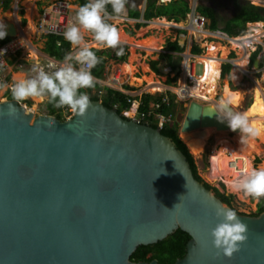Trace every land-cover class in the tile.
Returning <instances> with one entry per match:
<instances>
[{"label": "water", "instance_id": "95a60500", "mask_svg": "<svg viewBox=\"0 0 264 264\" xmlns=\"http://www.w3.org/2000/svg\"><path fill=\"white\" fill-rule=\"evenodd\" d=\"M5 26L15 38V24ZM88 97L86 114L66 120L0 101V264H159L131 255L178 229L191 239L175 264H264V212H237L248 240L231 259L218 257L210 231L217 207H231L195 178L159 127ZM217 102L192 100L181 131L229 129L212 113ZM180 138L194 155L196 144Z\"/></svg>", "mask_w": 264, "mask_h": 264}, {"label": "rangeland", "instance_id": "374dc122", "mask_svg": "<svg viewBox=\"0 0 264 264\" xmlns=\"http://www.w3.org/2000/svg\"><path fill=\"white\" fill-rule=\"evenodd\" d=\"M33 5L34 9V16L32 19V26H33V33L30 35V37H25L24 33L21 31L23 30L29 23L28 14L26 12V7L28 3ZM191 7H195L196 5H200V0H188ZM66 4L67 9L61 10L60 5ZM147 4V0H128V3L126 4V7H133L137 9H143L145 8ZM246 4H251L260 8H264V2L263 1H248ZM205 5H209L208 3H205ZM81 6L79 0H13V2L10 5L9 10L3 11L1 5H0V23H3L4 25L7 22L14 23L17 28V36L12 39L10 42L11 46V53L8 57L9 60L16 57L17 52L19 53L18 60H23L25 64H19L16 63L14 65L9 64V69L4 74V77H7L6 81L8 82L7 85L10 86L18 81L16 80L17 75H21V79L28 78L29 76L33 75L31 72V69L33 66H37L39 68H43L45 71L51 73L52 71L57 70L59 67L63 66L64 62L60 63L56 60L50 58L48 55L42 52L43 47H45V32L49 30L50 26H63L64 30L71 25L76 24V14L78 8ZM20 9H22L23 13H20ZM221 10H217L216 13L220 16L222 20H227L231 16L234 15L235 12L231 11L230 9V3L228 0L225 2V5L220 8ZM23 20L25 23L23 24ZM210 22V21H209ZM110 24H113L118 30H122L124 32L129 31L130 29H134V26L132 23H128L126 21H120L115 22L111 21ZM131 24V25H130ZM254 24V23H251ZM42 26V28H41ZM220 27H222V24L220 23ZM177 28L181 30H186L187 35H189V38L182 39L179 42L182 45H186V50L183 54H191V46L193 42H196V38L192 36L191 33V27H190V21L189 17L183 22H180L177 26ZM207 29L208 25L206 26ZM166 29H169V32H166L164 30V27L160 25H153L148 30H143L141 32H136L135 35L132 38H129V36H120L121 40L129 43L132 46V51L130 54H133V58L135 60L131 64L133 66V75H127V73L124 71L125 64H119L114 61H110L107 63L106 68L104 70V74L102 76V81L111 83L113 85H117L120 83L133 85L137 89L143 92H148L152 94H158L162 93L161 89H157L155 87V83H167V77L170 76V78H174L177 75L175 73H172L171 70L165 68L164 62L161 63L160 69L162 71V76H157L149 66L150 61L158 60L159 59V50L162 49V47L165 45V42L168 39L174 40V29L170 26H167ZM260 29L255 26H251L250 24L246 25V33L244 36L240 37H234V38H228L225 35L217 34V32H211L210 34H205L206 36L203 37L202 35L197 37V40L199 44V47L203 50L202 55H200L198 58L193 57L192 54L189 55L190 63L188 64V58L185 55L177 56L176 55V62L179 64V69H181L180 76L176 79L175 82L172 84H166L170 87H168V90H171L170 92H164L165 95L168 96H174L175 105L173 108L174 113V119L179 123V136L184 138V140L189 143L191 141H195L196 138H199L200 140H204L203 146H201L199 149L196 148L198 151L194 152V159L195 163L198 169V174L201 177L202 181L204 183H208L214 187H217L222 191V189L219 187V183L222 182L224 184V192L226 194L235 195V206L237 210L240 213H243L245 215H251L253 213H256L258 210V204L259 201H256L255 199H252L250 197H245L242 192L238 191L235 187V180L234 178L238 177L241 174L240 167L236 169H233V165H229V161L224 158V160L220 161V164L218 163L216 168L212 163L213 158V150L214 152L217 151L215 154V157L220 154V142L225 139V136L227 138L238 136L240 137V132H233L228 129L226 130H216L215 127H210L212 129V132L209 134H206L203 137H197L194 134L190 137H187L189 135V132L181 131V124L186 116L188 106L192 100H194L193 97H183L181 95H178L176 91L180 90L183 86V81L186 82L187 87H191L192 80L190 77L194 76V69H195V77H201L204 73V68L201 62H199L200 57L205 56L208 52V45L211 43L217 46H221L223 48H227L226 58H224L222 62L227 61V56L229 52L233 51L236 54V59L230 60V62H235L236 60L240 59V52L239 48H234V44H231L235 42V39H242L244 37H247L248 35H253L255 30ZM163 30L165 32H163ZM178 30V29H177ZM208 31V30H207ZM23 35V36H22ZM84 43L90 47V48H96V49H105L107 47L98 45L94 39L92 38L91 33H84ZM24 37V38H23ZM264 38V37H262ZM231 41V42H230ZM243 42V40L238 41V43ZM264 39H261V41L256 42L251 45V48L249 50V57H248V63H247V71L240 74V80L238 83H234L233 80V74L236 70L235 66H233V69H231L229 77L228 78H220L219 69L216 73V79H217V89L215 92V95L213 97L214 100H220L223 98V86L228 85L231 89L239 90L242 92V99L239 104L234 105L238 112L247 113L248 117H260L264 114V68L262 69H255L254 65L250 62L251 61V55L255 50L257 49V46L261 45L264 46ZM149 45H154V48H149ZM144 47V48H143ZM74 48L72 46V52H74ZM136 51V53H135ZM264 55V49L259 57ZM131 56V55H130ZM130 56L128 58V61H130ZM178 57H181V59H178ZM220 63V64H221ZM220 66V65H219ZM185 70V71H184ZM192 70V71H191ZM192 73V74H191ZM185 75L187 77H185ZM192 75V76H191ZM186 78V79H185ZM256 82H260L261 86L256 85ZM7 89H0V101L9 99L8 94L6 93ZM95 92V90H93ZM244 92V93H243ZM225 99V98H224ZM47 97H36V98H29L21 103L26 106V109L40 114H49L48 108H47ZM27 101H30V103H27ZM203 103H209L211 101L203 100L201 101ZM63 114L66 116V119L69 117H72V115H69L66 111L62 110ZM123 114H126L130 117H132L133 110L127 112H123ZM55 116V115H53ZM257 131L258 135L255 136V140L252 141V145L258 146V151L253 153L252 159L249 161L246 160V168L247 170H250L251 168H258L261 166H264V119H259L257 121ZM187 135L185 136L184 133ZM185 136V137H184ZM223 137V139H222ZM216 149V151H215ZM260 158L261 161L259 164H256L255 159ZM228 163V164H227ZM228 166L227 168L225 167ZM230 166V167H229ZM214 167V168H213ZM214 170V172H213ZM234 172V173H233ZM229 173V174H228ZM234 176V177H233ZM233 178V179H231ZM233 180V181H230ZM237 181V180H236ZM233 184V185H231ZM231 185V186H230Z\"/></svg>", "mask_w": 264, "mask_h": 264}, {"label": "clouds", "instance_id": "9594fccd", "mask_svg": "<svg viewBox=\"0 0 264 264\" xmlns=\"http://www.w3.org/2000/svg\"><path fill=\"white\" fill-rule=\"evenodd\" d=\"M127 3L128 0H87L77 10L76 24L68 26L63 33L64 39L75 51L67 54L63 66L51 73L33 66V75L10 86L13 99L19 103L29 98L47 97L49 103L55 107H67L72 113L84 116L90 101L88 95L80 90L94 87L95 78L91 69L100 62V58L84 43L83 34L91 33L98 45L118 49L116 55L122 56L124 48L121 46L119 31L107 19L109 16L119 17L125 11ZM109 5L111 13L107 10ZM6 35V26L0 23V40ZM8 87L7 84H0V89ZM230 104L231 98H222L212 113L216 114L219 122H226L231 131L239 130L240 143L244 144L249 138L257 136L258 131L250 124L247 113L233 111ZM16 111L14 105L8 106L9 114H15ZM235 187L245 197L256 201L264 198V166L243 174L235 181ZM215 214L219 222L210 231L212 246L217 250L218 257L222 254L223 257L231 259L247 242L248 226L233 209L217 207Z\"/></svg>", "mask_w": 264, "mask_h": 264}, {"label": "trees", "instance_id": "16d2710c", "mask_svg": "<svg viewBox=\"0 0 264 264\" xmlns=\"http://www.w3.org/2000/svg\"><path fill=\"white\" fill-rule=\"evenodd\" d=\"M12 2L13 0H0V5L3 11L9 10ZM79 2L82 6L83 4L87 3V0H79ZM159 2L160 0H147V9L144 13L145 20L150 21L155 18L166 17L169 21L179 23L181 21H185L188 14H190L191 12L188 0H172L168 4ZM107 10L109 13H111L112 9L110 5L108 6ZM197 12L210 20L209 29L211 31L219 30L230 38L244 36L246 33V25L248 23L264 22V8H260L251 4L237 6L234 15L227 20H222L221 18H219L220 16L216 13V11L211 8V6L205 4H200L197 8ZM20 13H23L22 9H20ZM129 15L130 18L141 19L142 12L137 9H133L132 11L130 10ZM24 23L25 21L23 20V24ZM220 23L222 24V27H220ZM143 27H147V23L139 22L135 24L136 30H140ZM182 32L185 33L184 30ZM128 34L134 35V32L129 30ZM45 39V47H43L42 52L48 55L50 58L56 60L57 62H64V57L67 54L72 53V45L67 40H65L63 36L47 34L45 35ZM11 41V38L5 37L4 39L0 40V45H6ZM121 46L124 48V54L122 56L116 55V51L118 49L91 48L96 53L97 57L100 58V62L91 69V73L95 79L101 78L108 62L114 61L116 63H124L128 61L129 46L126 44H121ZM185 49V46L180 45L178 39H176L175 41L168 40L163 48L162 53H160L159 55V60L151 61L149 63L151 70L157 76H162V71L159 68V65L161 61H165L168 63L171 72L174 73L177 69H179V64L178 62H176V56H174V53L182 54L185 52ZM262 51L263 47L261 45L257 46V49L251 55L250 62L252 64L260 56ZM202 53L203 50L197 44H194L192 48V54L202 55ZM18 56L19 53L17 52L16 57L11 59L9 63L11 65H14L16 63L25 64L23 60H18ZM235 58V52H230L228 55V60H233ZM178 59H181V57H178ZM231 68H233V65H231V63H221L220 78H228ZM262 68H264V57H262L260 64V69ZM179 76L180 73L174 78H170V76H168L167 83L172 84ZM126 87L132 88L128 85ZM93 90H95V92H93ZM99 90H102L100 94L98 93ZM80 91L89 95L93 100H101V102L109 108L116 107L118 112L122 114L124 111L129 110V108L131 107V102H129L128 100L129 95L114 88L103 86L99 82H94V87L92 88L81 89ZM6 93L8 94L9 99H13L10 88L7 89ZM164 96V94L144 93L142 96L144 103L141 105L140 110L142 112L148 110L149 103L152 100L161 101ZM174 96V94L173 96H169L170 103L163 105L164 111H173L175 105ZM27 103H30V101H27ZM46 104L49 114L55 115L61 120H66V116L63 114L61 108L55 107L52 103H49L48 100ZM147 123L151 124L154 127H159L158 123L155 121ZM161 132L164 135L169 136L176 143L177 147L185 153L189 160L195 178L200 182H203L198 174L194 156L179 136V123L176 121L173 124L164 126L161 128ZM255 161L256 164H259L261 159L256 158ZM204 185L207 189L212 190L215 196L218 197L224 204L231 207V209L235 210L236 212H239L235 206V195L226 194L224 192V184L222 182L219 183V187L222 189V191H220L219 188L214 187L208 183H204ZM263 212L264 198H261L259 200L257 212L251 214L250 216L257 217ZM190 239L191 237L188 233L182 231L181 229H178L175 233H173L163 241H160L153 245L141 246L137 248V250L131 255V261L151 262L153 260H157L159 264H175L177 260L185 257L187 245Z\"/></svg>", "mask_w": 264, "mask_h": 264}, {"label": "bare ground", "instance_id": "6f19581e", "mask_svg": "<svg viewBox=\"0 0 264 264\" xmlns=\"http://www.w3.org/2000/svg\"><path fill=\"white\" fill-rule=\"evenodd\" d=\"M250 1H261V0H250ZM34 9L35 8L33 7V5L30 4V2H29L27 7H26V12L28 14L29 23L23 30H21L24 33L25 37H30V35L33 33L32 19L34 16ZM250 25L258 27L260 29L255 30L254 31L255 33L253 35H248L247 37H244L242 39H235V42L231 43V44H234L233 45L234 48L235 47L239 48V52H240V56H241L240 59L235 61L234 66H236V70L233 74L234 83H238V81L241 78L240 74L247 71V63H248L249 50L251 48V45L256 43V42L261 41L260 39L262 37H264V23L259 22V23H254V24H250ZM201 35L203 37H205L207 34L205 35L204 33H202V34H200V36ZM241 40H243V42L238 43V41H241ZM148 47L152 49V48H154V45H149ZM226 53H227V48H223L221 46H217V45H214L212 43L210 45H208L207 54L205 56L200 57V59H199V62L204 64L203 75L201 77H194L193 76L191 87L190 86L187 87L185 84V81H183V86L189 95H193L195 98L208 100V101H211L213 103V97L215 95V92L217 89V84H218L217 79H216L217 78L216 73L219 69V65H220L221 61L224 58H226L225 57ZM188 57H189V54L187 55V58ZM134 60H135V58H133V56H132L130 61L124 65L125 66L124 71L127 73V75H133V72H134L133 69L134 68L131 64L133 63ZM193 73H194V71H193ZM185 77H187V76L185 75ZM20 78H22V76L19 74V75H17L16 80H19ZM256 85L261 86L260 82H256ZM162 86L163 85H161L159 83H157V84L155 83V87H157V89H162ZM223 87H224L223 88V99L224 98L225 99L231 98V100H232L231 105L239 104L241 99H242V94H241L242 92H240L239 90L231 89L228 85H224ZM217 101H219V100H217ZM248 119H249L250 124L254 128L257 129V121L259 119H264V114L260 117H251L250 116V117H248ZM224 130H226V129H224ZM186 132H189V135H187V133L185 134L183 132L184 135L185 136L187 135V137H190L192 132L191 131H186ZM211 132H212V129L209 128L206 134H209ZM237 132H239V131H237ZM222 139H223V137H222ZM253 140L256 141L255 137H251L248 139V141L246 143L241 144L240 143V137L235 136V137L227 138L225 136V139H223L219 143L220 144V147H219L220 154L215 157V154L217 153L216 149H215L216 152H214V150L212 152L213 153V158H212L213 165L216 168H218L216 165L218 163L220 164L221 159L223 161L225 158L226 160L229 161V165L234 166L233 169H236V171H237L238 167L241 168L240 169L241 174L238 177L234 178L235 181L238 180L243 174L250 172L251 170L254 169V168H251L250 170H247V168H246V160H248V163H249V161L253 157V153L258 151L257 150L258 149L257 144L252 145V143H251ZM203 141L200 140V141H191L190 142V143L196 144L194 147L195 148L194 151H198V150H196V148L199 149L201 146H203V144H205ZM225 167L227 168L228 166L225 165ZM213 172H214V170H213ZM231 179H233V178H231ZM230 181H233V180H230ZM231 185H233V184H231Z\"/></svg>", "mask_w": 264, "mask_h": 264}, {"label": "crops", "instance_id": "0c3cea01", "mask_svg": "<svg viewBox=\"0 0 264 264\" xmlns=\"http://www.w3.org/2000/svg\"><path fill=\"white\" fill-rule=\"evenodd\" d=\"M172 1V0H171ZM171 1H169V2H164L163 4H168V3H170ZM159 3H162L161 2V0H160V2ZM199 6V5H198ZM198 6L196 5V7L198 8ZM190 8H192L191 6H190ZM133 9H137V8H133V7H125V11L119 16V17H115V16H109L108 17V19H107V22H109V23H111V21H115V22H120V21H126V22H128V23H132V25L134 26V29H130L131 31H133L134 32V35H135V33L136 32H141V31H143V30H148L149 28H151V26H153V25H160V26H162V27H164V30L166 31V32H169V29L167 30L166 29V27L167 26H170V27H172L175 31H174V40L173 39H168V40H170V41H175L176 39H178V40H182V39H185V41H186V39L187 38H189V35H187V31L186 30H184L185 31V33L184 32H182L183 30H181V29H179V28H177V26H178V24L180 23H176V22H174V21H169L168 20V18H166V17H160V18H155V19H153V20H150V21H147V20H145V18H144V13H145V11H146V9H147V4H146V6H145V8H143V9H137V10H139V11H141L142 12V17H141V19H134V18H130V10L132 11ZM187 17H189V14H188V16ZM164 19V20H163ZM208 19V18H207ZM189 21H190V27H191V20H190V18H189ZM210 20L208 19V28H209V24H210V22H209ZM147 23V27H143L142 29H140V30H136L135 29V24L136 23ZM181 22H183V21H181ZM262 23H264V22H262ZM248 24H251V23H248ZM131 25V24H130ZM178 29V30H177ZM163 30V32H165ZM208 30V31H207ZM119 31V34H120V36L122 35V36H124V35H126V36H129V38H132L134 35H131V34H128V31L126 30V32H124L123 30H122V32H121V30H118ZM192 31H193V33H192ZM206 32V33H205ZM211 32H217V34H222V35H225V36H227L226 34H224V33H222L221 31H211L210 29H207L206 27H205V29L204 30H198V29H195V28H192L191 27V33H192V36H193V39H194V37L196 38V42H198V40H197V37L199 38V36H200V34H202V33H204V34H210ZM210 35H213V34H210ZM228 37V36H227ZM238 37H240V36H238ZM228 38H230V37H228ZM231 38H234V37H231ZM167 40V41H168ZM261 40V39H260ZM166 41V42H167ZM166 42H165V44H166ZM196 42H193V44H192V46H191V48H193V45L194 44H197L198 46H199V44L198 43H196ZM180 43V42H179ZM121 44H126V45H128L129 46V56L131 55V57L133 56V54L134 53H132V54H130V52L132 51L131 49H132V46L129 44V43H127V42H125V41H123V40H121ZM180 45L181 46H185V48H186V45H182L181 43H180ZM165 46V45H164ZM164 46L162 47V49L161 50H159V55H160V53H162V51H163V48H164ZM144 48V47H143ZM106 49V48H105ZM186 50V49H185ZM231 52H233V51H231ZM135 53H136V51H135ZM230 53V52H229ZM191 54H192V49H191ZM191 54H189V55H191ZM253 54V53H252ZM181 56V55H185V56H187L186 54H179V53H174V56ZM229 55V54H228ZM192 56L193 57H199L200 55H194V54H192ZM263 56V55H262ZM130 57V58H131ZM176 58V57H175ZM190 57L188 58V64L190 63ZM236 59V58H235ZM159 60V59H158ZM234 60V59H233ZM153 61H157V60H153ZM151 62V61H150ZM162 62H164V64H165V68H167V69H169V70H171L170 68H169V65H168V63L167 62H165V61H161V63ZM226 62H229V63H231V65H235V62L233 63V62H230V60H228V56H227V61ZM126 63H128V62H124V63H121V64H126ZM161 63H160V65H159V68H160V66H161ZM222 63H224V62H222ZM120 64V63H119ZM107 65V64H106ZM202 65H204V64H202ZM221 65V64H220ZM149 66H150V64H149ZM248 66V65H247ZM235 68H236V66H235ZM151 69V68H150ZM231 69H233V68H231ZM178 70V69H177ZM177 70L174 72L175 73V75H177ZM185 71V70H184ZM192 71V70H191ZM219 73H220V66H219ZM103 74H104V72H103ZM103 74H102V76H103ZM192 74V73H191ZM194 74H195V69H194ZM230 74V73H229ZM102 76H101V78L100 79H95V82H99L100 84H102L103 86H107V87H111V88H114V89H116V90H119V91H122V92H124V93H126L127 95H129V98L130 99H132L133 101H134V105H132V109H130L129 108V110H126V111H124V112H129V111H132L134 108H135V106L137 105V104H139L140 102H141V100L143 101V98H142V96H143V94L144 93H148V92H143V91H141L140 92V90L139 89H137L136 87H134L133 85H129V84H124V83H120V84H117V85H113V84H111V83H108V82H105V81H102L101 79H102ZM192 76V75H191ZM167 79H168V77H167ZM186 79V78H185ZM161 85H163L162 86V89L161 90H159V91H161L162 93H158V94H164V92H168L169 90H168V87H170V86H168V85H166V84H169V83H166V84H163V83H160ZM130 86V87H132V88H127L126 86ZM170 85V84H169ZM171 88V87H170ZM164 91V92H163ZM101 92H102V90H101ZM170 93H172L171 92V90L169 91ZM152 94V93H151ZM165 95V94H164ZM126 115V114H125Z\"/></svg>", "mask_w": 264, "mask_h": 264}, {"label": "built area", "instance_id": "2783aa9c", "mask_svg": "<svg viewBox=\"0 0 264 264\" xmlns=\"http://www.w3.org/2000/svg\"><path fill=\"white\" fill-rule=\"evenodd\" d=\"M60 9L63 11L65 9H67V5L66 4H61ZM189 18L191 20V27L198 29V30H204L205 27L208 25V19L205 16H202L201 14H199L197 12V7H192L191 8V12L189 14ZM42 28V26H41ZM64 27L63 26H50L49 30H47L45 32V35L47 34H55V35H59V36H63L64 33ZM64 37V36H63ZM264 39V38H261ZM264 45V44H263ZM264 49V46H262ZM0 51H3V53H0V84H7L8 82L6 81L7 77H4V74L6 73V71H8L9 69V55L11 53V46H10V42L6 45H0ZM264 57V55H263ZM204 68V65H203ZM204 71V70H203ZM195 77V74H194ZM191 79H193V77H190ZM186 84V82H185ZM9 89V88H7ZM178 93V95H181L183 97L189 96V97H193L196 100L199 101H203V99H199V98H195L193 95H189L187 93V91L185 90L184 86H182L180 88V90L176 91ZM98 93L100 94L101 91L99 90ZM129 102H131V107L130 109H132V105H134V101L132 99H128ZM144 103V101L141 100V102L139 104H137L135 106V108L133 109V114L132 117L139 119L140 122H151V121H155L158 123L159 128L161 129L164 126H168L170 124H173L175 121L174 119V113L173 111H164L163 109V105L164 104H169L170 100H169V96L165 95L161 101H154L152 100L149 103V107L148 110L146 111H141L140 107L141 105ZM62 110L66 111L67 113H69V115H72L73 113L71 112L70 109H68L67 107L65 108H61ZM146 122V123H147Z\"/></svg>", "mask_w": 264, "mask_h": 264}, {"label": "flooded vegetation", "instance_id": "af4514ba", "mask_svg": "<svg viewBox=\"0 0 264 264\" xmlns=\"http://www.w3.org/2000/svg\"><path fill=\"white\" fill-rule=\"evenodd\" d=\"M227 0H200L201 4L208 3V6H211L215 11L221 10L222 6L225 5ZM230 3L231 11L235 12L237 6H244L247 5L245 0H228Z\"/></svg>", "mask_w": 264, "mask_h": 264}]
</instances>
